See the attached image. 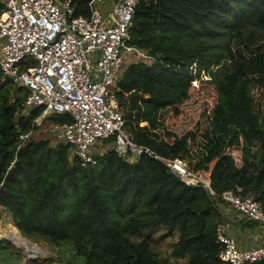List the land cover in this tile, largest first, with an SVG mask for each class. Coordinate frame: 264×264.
<instances>
[{
    "label": "trees",
    "instance_id": "obj_1",
    "mask_svg": "<svg viewBox=\"0 0 264 264\" xmlns=\"http://www.w3.org/2000/svg\"><path fill=\"white\" fill-rule=\"evenodd\" d=\"M74 3L77 15L89 14L88 0ZM130 36L128 44L151 57L132 59L118 81L130 137L167 158L199 155L194 165L185 159L217 195L152 155L120 156L114 137L103 140L108 148L95 152V164L65 141L35 139L40 123L71 117L24 106L28 90L8 77L0 82V208L24 237L57 246V259L41 264H229L218 225L260 223L233 216L221 194L241 186L264 207V0H139ZM202 76L218 97L198 134L203 112L194 81ZM161 227L162 238L178 236L173 253L185 261L153 249Z\"/></svg>",
    "mask_w": 264,
    "mask_h": 264
},
{
    "label": "built area",
    "instance_id": "obj_2",
    "mask_svg": "<svg viewBox=\"0 0 264 264\" xmlns=\"http://www.w3.org/2000/svg\"><path fill=\"white\" fill-rule=\"evenodd\" d=\"M0 1L5 5L0 15V82L19 79L28 90L24 106H44L43 117L69 114L71 120L59 128L73 155L95 164L96 146L114 137L111 146L120 156L152 155L185 183L203 184L217 195L210 179L193 171L185 158L164 157L135 142L127 130L126 111L117 95L126 52L151 58L128 44L139 0H88V15L76 14L74 0ZM221 197L238 216L258 221L264 231V207L251 192L237 186ZM232 230L229 221L217 228L225 262L264 261V242L242 245Z\"/></svg>",
    "mask_w": 264,
    "mask_h": 264
},
{
    "label": "rangeland",
    "instance_id": "obj_3",
    "mask_svg": "<svg viewBox=\"0 0 264 264\" xmlns=\"http://www.w3.org/2000/svg\"><path fill=\"white\" fill-rule=\"evenodd\" d=\"M126 53L127 55L125 57L124 66L121 74L123 73L125 68L128 67L132 59L135 58L137 61L141 57L139 55L135 56V54H133L132 52ZM200 79V81H194L195 83H198V86H196L195 89V95L201 101L200 107L201 111L203 112L202 117L200 116V130H197L198 134H201L204 128L208 125L212 110L211 108L213 104L217 101L218 97L216 87L213 83L209 81V79L211 78L209 76H202ZM15 81L17 84L21 85L19 79H15ZM260 93L261 89L256 88L254 90V96L258 99L261 98ZM169 114L170 110L163 112L165 120ZM33 137L37 140L49 139L52 145H57L59 142L65 141L59 126H55V124H53L49 120L40 123L37 130L33 132ZM96 147H100V149H98L101 151L106 150L105 145L100 146L98 144ZM198 150H201L200 146ZM194 154H198V152L194 151ZM198 157L199 155L194 157V160H192L190 156L185 155V158L192 162V165H194L193 163L198 159ZM231 212L234 214L235 211L231 208ZM236 222L239 223V220H236ZM14 230L18 231L20 237L28 244V246L19 243L20 241L12 239L11 232ZM166 232L167 230L164 227H161L153 233V236L155 237V241L152 243L153 249L159 253L161 258H169L172 262L185 261V258L177 259V257L173 253L174 244L178 239V236H166L165 238H162V235ZM249 233L250 232H248V230H244L245 235ZM57 254V246L48 243V241L44 239L33 241L24 237L20 230L12 223L11 215L5 209L0 208V264H26L27 262H29L30 259H35L36 261L38 260L41 264L43 262L45 263L48 261H52L53 259H57ZM26 260L27 262H25ZM48 264L61 263L54 260L53 262H50Z\"/></svg>",
    "mask_w": 264,
    "mask_h": 264
},
{
    "label": "crops",
    "instance_id": "obj_4",
    "mask_svg": "<svg viewBox=\"0 0 264 264\" xmlns=\"http://www.w3.org/2000/svg\"><path fill=\"white\" fill-rule=\"evenodd\" d=\"M233 216H238L237 213L234 212ZM239 217V216H238ZM228 223V220H225ZM232 226V232L242 245H254V244H262L264 242V231L258 226L254 228H246L243 226V223H237L235 219L229 220ZM244 230H248L250 233L245 235ZM241 232V233H240Z\"/></svg>",
    "mask_w": 264,
    "mask_h": 264
},
{
    "label": "bare ground",
    "instance_id": "obj_5",
    "mask_svg": "<svg viewBox=\"0 0 264 264\" xmlns=\"http://www.w3.org/2000/svg\"><path fill=\"white\" fill-rule=\"evenodd\" d=\"M11 237H12V239H14L16 241H20L19 243L25 244V245L28 246V244L20 237V235H19L17 230H14V231L11 232ZM21 239H22V241H21Z\"/></svg>",
    "mask_w": 264,
    "mask_h": 264
},
{
    "label": "water",
    "instance_id": "obj_6",
    "mask_svg": "<svg viewBox=\"0 0 264 264\" xmlns=\"http://www.w3.org/2000/svg\"><path fill=\"white\" fill-rule=\"evenodd\" d=\"M89 1H90V0H89ZM10 78H12V79H14V80L16 79L15 76H11ZM25 262H27V260H26Z\"/></svg>",
    "mask_w": 264,
    "mask_h": 264
}]
</instances>
